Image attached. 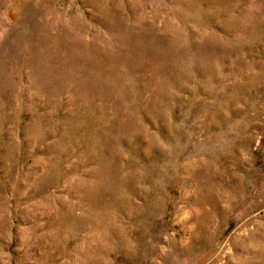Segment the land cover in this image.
Here are the masks:
<instances>
[{"label":"rangeland","instance_id":"obj_1","mask_svg":"<svg viewBox=\"0 0 264 264\" xmlns=\"http://www.w3.org/2000/svg\"><path fill=\"white\" fill-rule=\"evenodd\" d=\"M0 264H264V0H0Z\"/></svg>","mask_w":264,"mask_h":264}]
</instances>
